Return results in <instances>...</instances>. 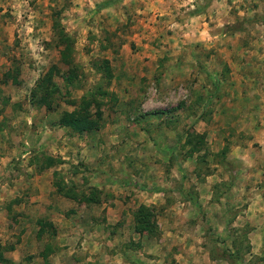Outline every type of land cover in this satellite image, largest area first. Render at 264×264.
Wrapping results in <instances>:
<instances>
[{
    "label": "rangeland",
    "instance_id": "rangeland-1",
    "mask_svg": "<svg viewBox=\"0 0 264 264\" xmlns=\"http://www.w3.org/2000/svg\"><path fill=\"white\" fill-rule=\"evenodd\" d=\"M52 66L46 109L32 91ZM96 86L100 129L60 127ZM48 189L62 207L39 249L64 253L1 249L12 264H264V0H0L2 246L35 241Z\"/></svg>",
    "mask_w": 264,
    "mask_h": 264
},
{
    "label": "trees",
    "instance_id": "trees-1",
    "mask_svg": "<svg viewBox=\"0 0 264 264\" xmlns=\"http://www.w3.org/2000/svg\"><path fill=\"white\" fill-rule=\"evenodd\" d=\"M59 36V44L63 45L64 49L63 51L60 52V60L61 62L68 66V72H69V81L72 80L73 77L76 76L77 74V69L75 65L71 61L68 60L69 55L66 53V51L70 47V43H68V39L66 38L65 35L62 34V32H58ZM97 71H101V73L104 76V80L109 82L111 78V70L108 61L103 60L101 61V65L96 66ZM56 66H52L47 73L41 77L38 80V83L35 87V89L32 91V96H37V104L40 106H44L46 109H51L53 102L56 100L57 96V89L55 85L52 83V77L55 74L56 71ZM95 91V92H94ZM99 96H105V92L102 90L101 87L96 86L94 87L93 91L87 93V95L83 96L79 101H71L70 105L74 106L75 109L68 113L64 112L62 114V117L60 118L58 125L60 127L66 128L71 130L75 134H84V133H92L96 132L100 129L101 127V112L99 111V104H101L98 101ZM92 105L98 106V110H95V112L90 111V107ZM202 141H197V144L201 143ZM146 189V188H142ZM151 191V189H147ZM59 193L63 194L65 197L70 198V199H77V194H75L74 191L71 190H64L60 189ZM186 194V193H185ZM188 200H193L195 205L198 207L199 202L197 198H195L193 195H189ZM92 197L89 198H82L78 199L80 202H87L88 204L95 203L94 199ZM83 200V201H82ZM97 202V201H96ZM134 220H135V225H134V230L135 232L142 234L143 232L151 233V230L149 229L151 226L150 223V209L141 206L137 209L134 215ZM40 228L37 233L38 238L42 236L41 234H44V232H48V229L52 227V224L38 220ZM1 249H3V252H10L14 250V245H9L5 247L4 245L2 246L0 244V264H12V262L8 261L5 259L1 253ZM237 252V251H236ZM230 253V257L236 256L238 257V254ZM53 253V250L51 246L48 244L45 246L43 252L40 254L41 256L44 257V259L47 258L49 254Z\"/></svg>",
    "mask_w": 264,
    "mask_h": 264
},
{
    "label": "crops",
    "instance_id": "crops-1",
    "mask_svg": "<svg viewBox=\"0 0 264 264\" xmlns=\"http://www.w3.org/2000/svg\"><path fill=\"white\" fill-rule=\"evenodd\" d=\"M85 151V149L83 150H81V152H84ZM42 177H37V180H36V182H38V181H41V180H39V179H41ZM50 191H51V189H48L47 190V192L48 193H39V197H38V200L36 201L37 202V204L35 205V207H34V210H36V208L40 211V213L41 214H44V216H46V215H48V214H50V212H48L47 214H46V212H47V210L49 209V207L46 205V203L47 204H51V202L54 204V205H59V207L61 208L62 207V201H60L59 199L60 198H54L53 197V201H51V199H46V197H49V195H50ZM42 204H45V206H47V207H41L42 206ZM66 204H68V203H66ZM73 206H75V205H73ZM55 207V206H54ZM59 207H57L56 208V210H61ZM76 209V208H75ZM62 210H64V209H62ZM43 216V217H44ZM47 217V216H46ZM64 217V216H63ZM64 218H60L59 219V221H61V222H63V223H61V225H59L58 226V229H57V233H58V235H59V237H60V239L62 240V241H66V238L68 239V236H69V233L68 232H66V231H64L65 230V228L67 227V226H70V223L66 220V219H64ZM46 222H48V223H50L51 224V222H53V221H51L48 217H47V220H46ZM55 224V226L57 225V223H54ZM53 225V224H52ZM65 225V226H64ZM38 232V231H37ZM48 233V232H47ZM36 235H37V233H36ZM45 236H43L42 235V238H44ZM41 238V237H40ZM40 238H38V236H37V238L35 239V241H33V243L30 245L28 242H26L24 239L21 241V242H17V243H15L14 244V250L13 251H11V258L14 260V261H16L17 260V258L18 257H15L14 258V254L16 253V252H21V254H23L24 252H26V251H28V250H33V249H37L38 250V252H37V250H35V252L34 253H31V254H38L37 255V257L39 256V251H42L43 250V247L41 248V249H39L40 248V246H41V240H39ZM8 244V243H7ZM64 244V243H63ZM63 244H61V245H59V247H61V249H63L64 247V245ZM58 246V245H57ZM61 251V252H60ZM64 253V251L63 250H59V251H55V252H53V253H51V254H49L48 256H47V260H49V259H52V260H55V259H58V257H59V255L60 254H63ZM16 256V255H15ZM76 264H85V261L83 260V261H78V262H75Z\"/></svg>",
    "mask_w": 264,
    "mask_h": 264
}]
</instances>
